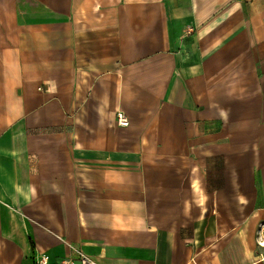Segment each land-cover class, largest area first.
<instances>
[{
	"label": "crops",
	"instance_id": "crops-1",
	"mask_svg": "<svg viewBox=\"0 0 264 264\" xmlns=\"http://www.w3.org/2000/svg\"><path fill=\"white\" fill-rule=\"evenodd\" d=\"M44 253L264 264V0H0V264Z\"/></svg>",
	"mask_w": 264,
	"mask_h": 264
},
{
	"label": "built area",
	"instance_id": "built-area-1",
	"mask_svg": "<svg viewBox=\"0 0 264 264\" xmlns=\"http://www.w3.org/2000/svg\"><path fill=\"white\" fill-rule=\"evenodd\" d=\"M118 122L121 125H128L130 123L129 118L123 111H119L117 114ZM77 256L86 263L87 261V256L79 249V248H74ZM75 259L74 257L70 258H65L61 260L58 264H75ZM35 264H50V256L46 253L41 254L39 257H36L35 259Z\"/></svg>",
	"mask_w": 264,
	"mask_h": 264
}]
</instances>
